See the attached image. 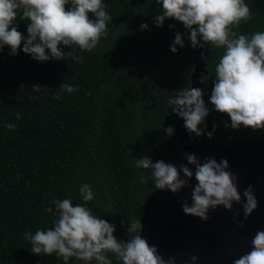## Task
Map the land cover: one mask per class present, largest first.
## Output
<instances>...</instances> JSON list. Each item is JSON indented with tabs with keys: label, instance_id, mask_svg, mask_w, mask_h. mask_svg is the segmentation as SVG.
Returning a JSON list of instances; mask_svg holds the SVG:
<instances>
[{
	"label": "trees",
	"instance_id": "trees-1",
	"mask_svg": "<svg viewBox=\"0 0 264 264\" xmlns=\"http://www.w3.org/2000/svg\"><path fill=\"white\" fill-rule=\"evenodd\" d=\"M112 17L108 34L91 52L74 50L83 62L71 59L40 62L25 54L0 51V264H64L56 253L36 255L24 233L52 228L58 217L54 200L71 199L86 205L94 215L116 226L114 236L127 240V223L141 219L148 197L157 189L150 170L135 167V159L150 156L153 162L178 165L185 160L179 135L168 137L164 129L177 124L168 100L181 88L190 87L195 49L178 21L166 19L155 0H102ZM252 19L241 21L243 35L264 31V0H245ZM67 7H71V0ZM18 12L14 26L27 37L28 21ZM90 18L95 17L90 13ZM147 24L148 29L141 30ZM170 25L172 27H170ZM184 47L170 51L175 33ZM202 74L205 103L209 107L205 133L217 129L212 139L191 134L206 146L233 148L264 135V130L241 126L225 128L230 118L214 110L209 97L215 67L224 51L208 44ZM71 85L68 93L59 86ZM41 85L40 91L32 86ZM59 94V100L53 97ZM20 114L17 120L16 113ZM16 127L8 130L6 124ZM231 137L229 140L228 138ZM148 175L141 184L140 174ZM89 184L94 198L85 202L80 186ZM52 207V212H46ZM125 221L122 225L121 222ZM112 264H122L107 253ZM67 264H85L72 257ZM89 264H96L95 261Z\"/></svg>",
	"mask_w": 264,
	"mask_h": 264
},
{
	"label": "clouds",
	"instance_id": "clouds-1",
	"mask_svg": "<svg viewBox=\"0 0 264 264\" xmlns=\"http://www.w3.org/2000/svg\"><path fill=\"white\" fill-rule=\"evenodd\" d=\"M162 6V14L154 17L156 27H162L166 19H174L183 24L188 32L191 47L205 48L211 44L224 51L215 67V79L209 97L210 104L218 113L227 115L230 123L224 122L225 128L239 130L241 126L253 130H264V31L243 35L238 29L241 21L252 19L249 6L245 0H155ZM0 0V51L4 46L10 48L9 55H17L23 43L22 51L40 62L49 60L65 61L71 59L83 62V56H77L74 50L64 52L60 45H72L84 52L95 49L101 37L108 34L107 24L112 20L102 0ZM21 19L28 21L27 37L14 26L18 12ZM95 18H90L89 14ZM170 27H172L170 25ZM148 29L147 24L141 30ZM177 46L183 48L184 39L180 32L170 51L177 52ZM72 49V48H71ZM203 57V54H202ZM62 90L72 93L71 85L61 83ZM33 91H40L41 85L32 86ZM203 90L200 88H181L168 100L172 111L184 120V127L189 134L200 137L207 135L212 139L217 129L205 133L206 117L209 107L205 103ZM54 99L61 96L56 94ZM17 120L20 114H16ZM204 125V129L200 127ZM8 130L16 125L6 124ZM168 137L174 134L173 127L164 129ZM229 140L231 137L228 138ZM187 164L179 168L163 160L153 162L150 156L135 159V167L150 170L154 187L179 193L185 187H191V204L182 202L185 215L208 220L210 209L223 206L231 211L233 204H240L246 220L258 207V201L249 185L243 192L244 202L238 189V177L229 170L227 159L219 162L207 157L201 162L195 154L184 153ZM188 165H192L195 169ZM183 174V178L181 177ZM195 178L196 184L190 185ZM148 175L140 174V183L144 184ZM80 195L85 202L94 198V192L87 183L80 186ZM58 217L53 227L47 230L37 229L35 234L24 233V238L31 242V252L36 255L50 256L56 253L62 257L64 264L75 257L89 264H112L107 253L115 254L122 264H176L174 257L165 260L155 245H150L143 238L141 219L127 223V240L114 236L116 226L94 215L86 205H73L71 199L54 200ZM46 212H52L47 207ZM239 212L233 214L236 220ZM122 225L125 221L121 222ZM243 227V223L238 224ZM249 252L233 260V264H264V230H258L253 237ZM198 259L192 256L195 262Z\"/></svg>",
	"mask_w": 264,
	"mask_h": 264
},
{
	"label": "water",
	"instance_id": "water-1",
	"mask_svg": "<svg viewBox=\"0 0 264 264\" xmlns=\"http://www.w3.org/2000/svg\"><path fill=\"white\" fill-rule=\"evenodd\" d=\"M205 51V48H196L193 53L194 68L189 88H203L200 77L207 74L203 61ZM174 115L177 124L171 127L179 135L185 153L197 155L201 162L207 157H213L217 162L227 159L229 170L238 177L242 202L244 190L252 185L258 207L245 220L240 204L234 203L231 211L219 206L215 210L210 209L208 220L203 221L199 217L185 215L182 210L183 201L191 204V187L175 194L157 190L145 202L141 235L158 248V253L165 260L174 257L176 264H233V260L251 250L256 232L264 230V135L233 148L219 149L195 139L185 129L183 118ZM181 164H187V160L177 168ZM188 166L195 171L192 165ZM189 183L196 184L194 176ZM235 212H239L236 220L233 219ZM239 223L244 226L239 227ZM192 256L198 259L193 262Z\"/></svg>",
	"mask_w": 264,
	"mask_h": 264
}]
</instances>
